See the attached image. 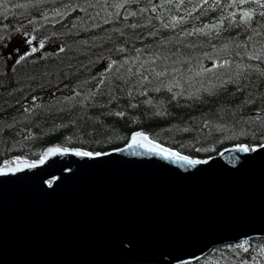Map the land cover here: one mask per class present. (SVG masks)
<instances>
[{
	"label": "trees",
	"instance_id": "16d2710c",
	"mask_svg": "<svg viewBox=\"0 0 264 264\" xmlns=\"http://www.w3.org/2000/svg\"><path fill=\"white\" fill-rule=\"evenodd\" d=\"M128 3L147 4L151 11L157 12V20L160 16L169 17L170 13L178 18L186 12L192 18L185 21L195 29V34H191L193 45L186 47L167 36L150 38L139 31L137 36H127L124 50L114 52L110 48L113 43L97 48L92 42L95 36L100 41L99 33L110 36L111 30L121 25L119 11H113L109 20H100L96 25L83 24L88 30L80 32L71 27V20L81 21L95 6L99 7L98 2L87 1L86 15L81 17L80 6L74 0H0V23L4 24L27 25L33 15L51 8L64 11L66 7V16L59 14L53 20L55 24H41L33 17L37 24L31 32L44 36L53 49L35 58L0 63V163L17 154L38 157L45 145L55 142L106 150L124 144L136 129L198 156L213 154L238 141L251 144L264 141V0H174L173 3L130 0ZM245 8L252 15L241 20V10ZM103 11L99 8L100 17ZM204 26L217 29L215 37H204L202 33L201 36ZM133 37L135 42L131 40ZM208 40H222L241 49L229 52L221 64L252 61L256 67H249L238 81L228 80L213 92L198 89L197 84L209 72L210 61L205 60L211 48ZM75 41L78 46L70 47L69 43ZM191 82L196 86H188ZM135 83L144 85L134 86ZM185 84L188 88L182 90L179 86L186 87ZM16 88H23L25 95L10 104H2L5 96ZM32 98L37 103L28 110ZM56 102L58 106L52 107ZM246 120L253 123L250 125ZM233 124L242 125L243 129L238 128L235 134L219 130ZM175 129L179 130L180 141L168 136ZM262 246L264 237L248 238L215 247L201 258L181 264H241V261L264 264Z\"/></svg>",
	"mask_w": 264,
	"mask_h": 264
},
{
	"label": "water",
	"instance_id": "95a60500",
	"mask_svg": "<svg viewBox=\"0 0 264 264\" xmlns=\"http://www.w3.org/2000/svg\"><path fill=\"white\" fill-rule=\"evenodd\" d=\"M235 145L191 165L139 146L44 151L0 172V264H179L264 236V142Z\"/></svg>",
	"mask_w": 264,
	"mask_h": 264
},
{
	"label": "rangeland",
	"instance_id": "374dc122",
	"mask_svg": "<svg viewBox=\"0 0 264 264\" xmlns=\"http://www.w3.org/2000/svg\"><path fill=\"white\" fill-rule=\"evenodd\" d=\"M88 2L91 3H97L99 7L95 6L94 10H92L88 16L84 17L79 20H71V27H76L77 31H82L86 29L88 30L86 25H96L100 20L107 21L111 18V15L113 11H119L121 16L119 17V21L121 25L113 28L110 32V36H105V33H99L101 37L100 41H97L95 36L93 39L94 42L92 44L99 48L110 45L113 43L114 45L110 48L114 52L116 50H124L123 46L126 42V38L130 34H134V36L138 35L139 31H142L144 33H147L149 37H152L153 35L157 37L164 38V36H167L170 40L176 41H182L186 43H193V40L191 37H193L191 34H195V29H191V26L185 21V19H190L192 16L187 14L186 12L183 13L181 17L176 18L173 13H170L169 17H159V20L156 18V11L149 8L147 4H138L137 6H130L128 1L130 0H74L75 3H77L79 7V15L82 17L86 15L85 11V5ZM100 1L105 2L107 5H102ZM141 3V1H137ZM172 2V0H170ZM99 8L104 9L102 12L103 16L100 17L98 10ZM62 9V8H59ZM64 11L61 10H55V8H51L45 12H43L41 15L32 16L31 20L26 24L21 23H10V24H4L0 23V63L3 65L14 61L18 58H30V57H38L41 55H44L47 53V51H50L53 49V46L50 44V42L44 37L40 35H34L33 32H31V28L33 29L37 21L41 24L50 23L55 24L53 20L58 19L59 14L62 16H66V7H63ZM37 19V21H34V18ZM175 17V19H173ZM19 19V17H18ZM62 20V19H61ZM61 20L59 22H61ZM33 21V22H32ZM69 21V20H68ZM67 21V22H68ZM181 22V23H180ZM128 25L135 28H131ZM65 27V26H64ZM203 29L205 31L200 32L199 34L204 37L208 36L212 38L215 37V34L217 33V29H213V27L204 26ZM202 30V29H201ZM72 31V30H71ZM74 33L75 30H73ZM183 33V35H181ZM202 33V34H201ZM113 35V36H112ZM105 37V41L103 40ZM31 37V39H29ZM38 37V38H37ZM92 37V36H91ZM45 38L46 40H44ZM103 38V39H102ZM135 37H133L131 40L135 42ZM111 41V42H110ZM114 41V42H113ZM76 42V41H75ZM208 43H210V50L207 53V56L205 57V60H209V68L207 76L202 78V83H198L197 86L198 89H205L208 92H213L217 90L218 88H221V86L228 80L239 79V76H242L243 73H245L250 68L248 67H256L255 63H252V61L245 62L244 64L234 65V64H221L224 57H228L230 54L229 52H239L241 49L239 47L234 46L233 44L229 42H225L222 40H208ZM78 42L73 43L70 42V47H76L78 46ZM215 44V45H214ZM193 45V44H192ZM106 48V47H105ZM11 49V50H9ZM34 49V51H33ZM27 53V54H25ZM108 54V55H112ZM101 54L102 57L108 56ZM109 58H106V61H108ZM105 61V62H106ZM244 66V67H239ZM247 66V67H246ZM246 68V69H245ZM95 78V77H94ZM87 84V83H86ZM84 84V85H86ZM196 86V83H188V86L194 87ZM142 86L141 83H135L134 86ZM188 88V87H187ZM25 90L23 88H16L12 90L8 95L5 96V98L2 101V104H10L13 101L22 98L25 95ZM32 102L27 106V109H31L35 104L37 103V100L35 98H32ZM59 103H54L52 107L58 106ZM247 123H253V120H246ZM250 124V125H251ZM183 125H178V127H181ZM239 129H243L242 125H228L223 126V128L219 129L224 131V134H235L236 131ZM178 129H175L174 132H169L168 136L170 139H178V141L181 140L180 136L178 135ZM166 134V133H165ZM236 137V135L234 136ZM57 143V142H56ZM55 143V144H56ZM183 143V142H182ZM247 143V142H246ZM184 144V143H183ZM248 145H251V143H247ZM46 149V148H45ZM45 151V150H44ZM18 157H22L24 160H29V158H26L20 154H17ZM31 159V158H30ZM10 163L13 162L10 159ZM3 163V162H2ZM1 163V164H2Z\"/></svg>",
	"mask_w": 264,
	"mask_h": 264
},
{
	"label": "snow or ice",
	"instance_id": "6c2138e0",
	"mask_svg": "<svg viewBox=\"0 0 264 264\" xmlns=\"http://www.w3.org/2000/svg\"><path fill=\"white\" fill-rule=\"evenodd\" d=\"M241 2H243V0H241ZM241 12L243 13L240 16L241 20H246L252 15L251 10L247 8L242 9ZM173 19H175V17H173ZM181 35H183V33H181ZM29 39H31V37H29ZM146 78L147 77H145V79ZM133 146H139V147L146 148L157 154L163 155L165 158H175L177 161H183L186 165H191V164H195L199 162L193 156L185 155L182 152L177 151L175 148L165 147L164 145L157 143L155 140L149 139L148 135L141 131H132L130 133V138L128 139V143L123 145L124 148H129ZM235 147L239 148L241 151H252L256 147H261V146L258 144L247 145V144L241 143V144L235 145ZM120 150H121L120 148H110L109 149V151H114V152H119ZM54 152H61V153L73 152L78 156H84V157H97V156L104 155V153L97 152V151H89L82 147L52 146L45 150V156L51 155ZM43 158L44 157H42L41 159ZM12 161L13 162L10 163L9 160H4L3 163L0 164V172H16L17 169L21 166H31V165H24L22 157L14 156L12 157ZM39 162L40 161H35V163H39ZM262 254H264V246H262ZM241 264H244V262L241 261Z\"/></svg>",
	"mask_w": 264,
	"mask_h": 264
},
{
	"label": "bare ground",
	"instance_id": "6f19581e",
	"mask_svg": "<svg viewBox=\"0 0 264 264\" xmlns=\"http://www.w3.org/2000/svg\"><path fill=\"white\" fill-rule=\"evenodd\" d=\"M162 1V0H161ZM167 1V0H166ZM169 1V0H168ZM173 1L174 0H172V2L171 3H173ZM167 2H164V4H166ZM168 4V3H167ZM208 4V3H207ZM168 5H170V4H168ZM168 5H167V7H168ZM171 8V7H170ZM172 9V8H171ZM169 10V9H168ZM173 10V9H172ZM171 11H169L168 13H170ZM165 15H167V14H165ZM175 15V14H174ZM261 20V19H260ZM254 22V21H253ZM181 23V22H180ZM255 23V22H254ZM256 24V23H255ZM258 27V26H257ZM259 29V28H258ZM113 36V35H112ZM262 37V36H261ZM151 38V37H150ZM97 39V38H96ZM126 40V39H125ZM251 40V39H250ZM177 42H179L178 44H181V45H184V46H186V47H190V46H192V44H190L189 42L188 43H186V42H182V41H177ZM176 43V42H175ZM215 45V44H214ZM190 50V49H189ZM198 50H199V48H198ZM197 50V51H198ZM200 50H202V49H200ZM191 51H194V50H191ZM195 52V51H194ZM137 53H140V52H137ZM200 53V52H199ZM119 55V54H118ZM140 55V54H139ZM141 56V55H140ZM147 56V55H146ZM145 56V58H147ZM150 56V55H149ZM158 57H159V55H158ZM148 59V58H147ZM248 63V62H247ZM251 63V62H250ZM250 63H248V64H250ZM253 63V62H252ZM171 65V64H170ZM256 66V65H255ZM240 68L241 67H244V66H239ZM247 67V66H246ZM172 68V67H171ZM249 68V67H248ZM163 69V68H162ZM260 70V69H259ZM166 72V71H165ZM249 72V71H248ZM247 72V73H248ZM163 73H164V71H163ZM253 73V72H252ZM249 74V73H248ZM260 75H262V74H260ZM184 76H187V75H184ZM167 78V77H166ZM182 78H183V75H182ZM169 79H171V78H169ZM184 79V78H183ZM182 79V80H183ZM263 79V78H262ZM165 80V79H164ZM167 80H168V78H167ZM162 81H163V79H162ZM169 81V80H168ZM166 82V83H165ZM164 83L165 84H167L168 82L167 81H165ZM171 83V82H170ZM180 83V82H179ZM194 83V82H193ZM177 84H178V82H177ZM187 84V83H186ZM186 84L184 85V86H186ZM200 84V83H199ZM143 86V85H142ZM163 86V85H162ZM164 87V86H163ZM180 88H183L182 90H184V89H186L187 88V86L186 87H183V86H179ZM226 87V86H225ZM258 87V86H257ZM158 88V87H157ZM164 89H166V88H164ZM163 89V90H164ZM263 89V88H262ZM136 90V89H135ZM148 90V89H147ZM150 91V90H149ZM165 91V90H164ZM179 91V90H178ZM207 91V90H206ZM219 91H220V89H219ZM180 92H182V91H180ZM186 93H187V90L185 91ZM210 92V91H209ZM118 93V92H117ZM160 93V92H159ZM215 93V92H214ZM189 94V93H188ZM188 94H187V96H188ZM223 94V93H222ZM261 94V93H260ZM193 95V94H192ZM200 95V94H199ZM175 97V96H174ZM212 97V96H211ZM177 98V97H176ZM175 98V99H176ZM172 99V98H171ZM174 99V98H173ZM215 100V99H214ZM168 101H170V100H168ZM234 101V100H233ZM173 102H175L174 100H173ZM241 106V105H240ZM242 108V107H241ZM210 110V109H209ZM244 110V109H243ZM241 111V110H240ZM235 112V111H234ZM242 113V112H241ZM146 114V113H145ZM200 114V113H199ZM238 115V114H237ZM206 116V115H205ZM239 116V115H238ZM239 118V117H238ZM237 119V118H236ZM201 120V119H200ZM235 121V120H234ZM148 138L149 139H152V140H155L157 143H159V140L158 139H156V138H154V137H152L149 133H148ZM125 141V140H124ZM159 144H161V143H159ZM253 144H255V143H253ZM165 146V145H164ZM222 148H224V147H222ZM222 148H220L219 150H221ZM35 160H37L36 158H31V161L32 162H35Z\"/></svg>",
	"mask_w": 264,
	"mask_h": 264
}]
</instances>
